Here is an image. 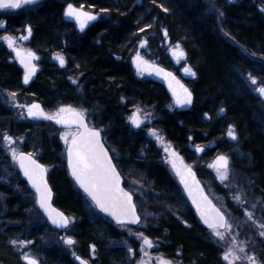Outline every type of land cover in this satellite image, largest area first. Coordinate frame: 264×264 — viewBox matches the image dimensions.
<instances>
[{
    "label": "trees",
    "instance_id": "16d2710c",
    "mask_svg": "<svg viewBox=\"0 0 264 264\" xmlns=\"http://www.w3.org/2000/svg\"><path fill=\"white\" fill-rule=\"evenodd\" d=\"M68 2L101 12L100 19L78 31L64 19ZM206 2L39 0L16 10H0L4 22L0 36L30 25L29 45L43 57L36 79L25 84L24 70L0 42V264H29L15 245L19 240L31 242L42 264H79L70 247L51 237L50 233L63 230L51 226L18 168L10 166L1 145L7 134L23 140V151L54 165L48 175L53 181V203L74 218L75 224L70 223L75 225L70 231L74 253L85 259L95 253L97 262L91 264H115L122 256L108 246V240L119 236L117 225L105 216V223L93 222L95 208L87 211L85 205L92 203L72 184L63 166L61 130L50 122L17 119L8 106L12 98L38 100L48 109L65 103L86 110L102 129L108 147L118 151L117 161L121 165L124 161L126 170L143 173L144 182L158 195L153 203L157 217L146 232L159 239L162 252L183 264H225L210 230L200 223L176 178L162 165L160 149L143 133L145 125L135 129L129 119L137 107L154 110L155 125L187 161L195 163L203 183L207 175L200 160L207 162L218 152L227 154L230 166L251 179L264 201L263 99L252 92L241 71L264 83V0H216L214 9ZM165 31L170 41L184 47L195 71L193 78H184L160 52ZM138 53L184 79L194 92L191 109L169 108L173 101L165 88L133 66L131 59ZM54 54L64 56L65 67L52 60ZM229 125L236 133L234 140L227 134ZM211 142L213 147L208 146ZM193 145L206 149L198 154ZM31 213H37L35 221Z\"/></svg>",
    "mask_w": 264,
    "mask_h": 264
},
{
    "label": "snow or ice",
    "instance_id": "6c2138e0",
    "mask_svg": "<svg viewBox=\"0 0 264 264\" xmlns=\"http://www.w3.org/2000/svg\"><path fill=\"white\" fill-rule=\"evenodd\" d=\"M38 2L39 0H0V9H19L22 4L35 5ZM164 10L167 11V9ZM65 15L73 17L81 30L85 28L89 21L97 19L91 13L82 10L78 11L71 3L67 5ZM3 26L4 22H0V27ZM31 31V26H26L28 35L23 36L22 39L28 40ZM140 31H144V29H140ZM164 35H167L166 31ZM4 39L7 41L8 46L15 52L19 63L23 65V80L27 84L37 72V66L33 61L38 60L39 57L33 51L17 47L13 37L5 36ZM143 43L146 44L147 41ZM173 55L176 56L178 62L181 58H186V53L182 50L177 53L173 49ZM55 59L59 61L61 66L66 63L65 58L59 54L56 55ZM135 61L136 67L141 72L147 71L151 67L156 75L162 76L167 81L168 88L171 90L177 105L183 107L184 105L193 103L192 92L173 73L167 72L158 66L150 65L148 61L142 59L139 53L135 57ZM183 71L187 75L195 76V72L190 67H185ZM252 83L256 84L255 78H252ZM257 91L260 95L264 96V86H260ZM13 95L15 94L13 93ZM27 114L29 117L43 118L63 126L65 131L62 133V138L67 146V165L71 170V176L74 177L75 182L83 192L91 198V201L100 212L110 216L117 224H125L128 222L138 224L140 222V216L137 214V205L133 201V193L127 191L122 186L121 173L118 171L119 165L113 163V156L109 154V149L105 147L102 130L95 126H90L86 110L73 107L72 105H62L55 111L54 115H49L43 110L41 105L32 103L27 105ZM129 119L131 124L136 128H140L143 123L139 111L131 115ZM152 134L156 136L157 140L160 139L155 130H152ZM228 135L236 139L235 131H229ZM5 139L7 141L13 140L11 136H6ZM198 150L201 152L204 151L202 148H198ZM164 151L169 152V149L165 148ZM12 155L18 161L23 175L30 182L32 188L35 189L36 203L47 214V218L53 225L66 228L70 224V220L64 213L58 211L53 206L52 190L46 180L47 168L45 165L34 158L31 152H20L17 154L13 148ZM177 156V153L171 152L169 162L179 177L184 190L187 192V196L191 199L192 204L195 205L203 223L213 230L215 236L223 239V233L220 229L228 230L231 225L227 223L220 209L216 208L205 195L203 188L195 178V172L192 168L185 165L182 159L178 162ZM212 167L217 170L221 180H226L229 158L223 155L217 157ZM236 199H239V196ZM248 215L251 217L252 214L248 213ZM260 227L264 228V224H261ZM260 234L264 235V232ZM138 236L143 240L142 252H144L145 246L148 248L152 247L153 242L151 239L144 237L143 233H139ZM24 243L27 242L25 241ZM66 243L68 245L74 244L71 236L67 237ZM92 248L95 249V245ZM239 250L240 252L244 251L243 248ZM144 255L147 256L148 253L144 252ZM24 259L29 261V264H38L36 259L29 256H25ZM77 259L79 260L80 258L77 257ZM223 259L225 261H234L240 259V257L233 249H230L224 254ZM249 259L251 260L252 258ZM81 264H87V262L81 261ZM140 264H145V262L141 261ZM159 264H171V262L160 259ZM253 264H255L254 261Z\"/></svg>",
    "mask_w": 264,
    "mask_h": 264
},
{
    "label": "rangeland",
    "instance_id": "374dc122",
    "mask_svg": "<svg viewBox=\"0 0 264 264\" xmlns=\"http://www.w3.org/2000/svg\"><path fill=\"white\" fill-rule=\"evenodd\" d=\"M208 6H211L215 3L216 0H206ZM212 11V10H211ZM101 16V12L99 13ZM28 35L26 29L19 30L16 33H5L0 36V42L5 44L9 51L11 52L12 59L19 63V59L16 56L15 52L12 48H10L7 44V41L4 39L5 36H11L15 40V44L17 47H21L25 50H30L36 53L40 59H43L42 55H40L34 48L29 45L30 36L28 40H23L22 37ZM31 35V34H30ZM163 43L160 46V52L164 54L167 61H169L173 67H175L178 72L184 78H193L194 76L187 75L183 71L185 67H190L192 71L193 68L188 62L187 54L186 58H181L179 62L175 55H173V49L176 52H180L181 50L185 51L184 47L179 42H172L166 36H163L161 39ZM158 44V43H157ZM158 46V45H157ZM148 49V48H147ZM57 54H54L52 60L54 62H59L55 59ZM61 55V54H59ZM63 56V55H61ZM141 56V55H140ZM142 59H146L145 56H141ZM39 63V60H37ZM242 75L246 82L249 84L253 93L261 96L257 89L260 86H264L256 76L252 73H247L244 69L242 70ZM195 72V71H194ZM252 78H255L256 84L252 83ZM72 79V78H71ZM8 106L12 108L14 112V117L17 119L26 118V113L23 107L17 108L15 106V102L13 100H9ZM176 105L172 102L170 109L175 108ZM81 108V107H79ZM260 108L264 113V99L261 103ZM83 109V108H81ZM57 109L52 108L48 109V113L53 115ZM140 112L141 120L143 121V125H145L143 133L151 138V140L155 143L156 147L160 149L161 153L164 155L163 163L169 165V160L167 158V152L164 151L165 148L170 149L174 147L172 142L166 137L164 131L155 125L156 114L152 109H146L145 107H137L133 112L130 113V116L134 114V112ZM264 119V117H262ZM152 130H155L156 134L159 135L160 139L157 140L156 136L152 134ZM234 131L233 125H229L228 131ZM63 130L59 132L58 139L60 144L65 147L64 140L62 138ZM7 136H11L13 138L12 141H7L5 137L1 145L5 149V154H7L8 159L10 160V166L13 168H17V161L12 155V149L14 148L16 152L22 151L23 140L20 137L14 138L12 135L7 134ZM116 156L119 157L118 151L116 148L112 149ZM220 153V152H218ZM218 153L213 154L207 162L201 163V168L204 173L207 175L205 182V187L210 195L218 202L221 208L225 211L228 217V224L231 225L228 230H220L223 233V239L214 235L213 230H210V237L216 242L217 246L221 250V256L223 257L226 252L230 249H233L236 254L240 257L238 260H229L225 261V264H264V235H261V232H264V228H261L260 225L264 224V201L262 197L256 195V190L253 187V182L244 174H241L239 170L235 167L229 166L228 175L226 180H221L220 175L217 170L212 167L213 160ZM239 161H242V155L239 154ZM194 166L195 163L191 161L188 162ZM48 166V175L53 170L54 165ZM171 168V167H170ZM173 169V168H171ZM128 184L130 188L133 190L137 197V205L140 209V212L143 216V221L137 226H116V229L119 233V236L116 239L108 240V246H110L113 250H116L120 255L119 261L115 262V264H140L143 261V258L146 256L144 252L148 253L147 256H151L152 261L156 262L159 258H169L167 255L162 252V247L159 239L157 237H153L147 234L146 229L150 228L151 224H153V218L157 217V213L154 212L153 203L158 198V195L155 191L144 182V175L141 172H136V170L128 169ZM10 175V174H9ZM50 184H53L52 179L49 177ZM239 196V199L236 197ZM87 199V198H86ZM186 202L184 204V209L186 207ZM57 206V205H56ZM87 207V211L93 210L94 206L92 204L85 205ZM58 207V206H57ZM93 207V208H92ZM60 208V207H58ZM248 213H251V217H249ZM91 214V213H88ZM94 214V215H93ZM91 214L93 217V222L99 221L100 223L107 221L103 217L101 213H99L96 209L94 213ZM179 213H176L177 215ZM36 215V216H35ZM33 221L37 219V213L30 214ZM71 222H74V218L69 216ZM178 218H183L178 215ZM71 225L70 227L64 229L61 233H50L51 237L55 240H59L65 247H70L69 252L71 256L74 258L75 253L73 251L72 246H66L65 239L68 236H71L74 239V236L70 234L72 232V227L75 225ZM139 233H143L144 237H147L152 240L153 244L151 248L144 247V252L141 251V247L143 244V240L138 236ZM118 238V239H117ZM27 243H24V242ZM17 249L21 253L23 259L25 256H29L37 260L38 264L43 263V258L40 255L34 253V250L31 248V242L27 240H19L15 243ZM240 248H243V252H240ZM94 250V249H93ZM249 258H252L251 260ZM179 262L178 264H183V262L176 258ZM25 260V259H24ZM89 262L96 261V254L90 253V257L87 259ZM26 261V260H25ZM28 262V261H26ZM97 262V261H96Z\"/></svg>",
    "mask_w": 264,
    "mask_h": 264
},
{
    "label": "water",
    "instance_id": "95a60500",
    "mask_svg": "<svg viewBox=\"0 0 264 264\" xmlns=\"http://www.w3.org/2000/svg\"><path fill=\"white\" fill-rule=\"evenodd\" d=\"M232 1H235V0H232ZM69 3H71V2H69ZM69 3H67L66 6H65V8H64V18H65L66 21H69V22H73V23H75V24L77 25V28H78L79 31L83 32V31L87 30V28H88L89 26H91L94 22H96V21H98V20L100 19V14H99L98 12H95V11H92V10H89V9L84 8V7H80V6H77V5L73 4V3H71V4H73V5L77 8L78 11H79V10H82V11H84V12L91 13V14H93V15H95V16L97 17L96 20H94V21H89V22L87 23V25L85 26V28H84L83 30H81L80 27H79V25H78V23L75 21V19H74L73 17H69V16L65 15L66 8H67V5H68ZM135 57H136V56H135ZM135 57L132 58V62H133L134 67H136ZM143 60L148 61L150 65L158 66L159 68H162V69H164V70L167 71V72H171V73H173V74H174L179 80H181L182 83L185 84V86H186V87L192 92V94H193V103L190 104V105H184L183 107H181V106H179V105L176 104V102H175V98L173 97L171 90L168 88L167 81H166L162 76H158V75H156V74L153 72V69H152L151 67L148 68V70H147V71H144V72H141V71L136 67L137 70H138L141 74H144V75L148 76L149 78H151V79L154 80L155 82L160 83L162 86H164V88L166 89L167 93L170 95V97L173 99L174 103L177 105V107H178L180 110H189V109L193 106V104H194V92L191 90V88H190V87H189V86H188V85H187V84H186V83H185V82H184V81H183V80H182V79H181V78H180V77H179V76L173 71V70H171V69H169V68H167V67L161 65V64L158 63V62L150 61V60H147V59H143ZM33 63L37 66V72H36V74H35V75L29 80L28 83L34 81V80L36 79L37 75H38L39 72H40V67H39V65L37 64V60H34ZM19 64H20V63H19ZM20 66L23 68V65L20 64ZM60 66H61V65H60ZM64 66H65V65H63V66H61V67H64ZM23 70H24V68H23ZM263 98H264V96H263ZM32 103H37V104L41 105V107L43 108L42 103H41L40 101H38V100H34V101H32L31 103L24 104L23 107H24V109H25V111H26V116H27V118L32 119V120L47 121V120H45V119H43V118H34V117H29V116H28V114H27V105H30V104H32ZM43 110H44V108H43ZM44 111H45V110H44ZM46 113H47V112H46ZM135 113H136V112H135ZM223 113H225V110H222V114H223ZM47 114H48V113H47ZM49 115H50V114H49ZM53 122H54V121H53ZM142 124H143V123H142ZM131 125H132L134 128H136L133 124H131ZM59 126H60V125H59ZM90 126H91V125H90ZM141 126H142V125H141ZM60 127L63 128V126H60ZM136 129H137V128H136ZM102 138H103V136H102ZM231 139L234 140L232 137H231ZM103 142H104V140H103ZM104 144H105V142H104ZM214 145H215V144H214L213 142H211V143L209 144L210 147H213ZM105 147H107L106 144H105ZM107 148H108V147H107ZM198 148H202V149L205 150V147L202 146V145H200V146H195V147H194V150H195L196 152H198L199 154H201V153H203V152L199 151ZM20 152H25V153H27L26 151H19L18 153H20ZM171 152H175V153H177L178 156H177L176 158H177L178 162L182 159L183 163L185 164V162H184V160H183L181 154H180L175 148H171V149L169 150V152H168V156H169V157H170ZM18 153H17V154H18ZM66 153H67V150H66ZM109 154L111 155L110 151H109ZM221 155L228 157L226 154H219V155H217V156L215 157V159L213 160V164H215L217 157H219V156H221ZM34 158H36V157L34 156ZM228 158H229V157H228ZM36 159H37V158H36ZM16 161H17V160H16ZM39 162L42 163L41 161H39ZM113 163H115L114 159H113ZM42 164H43V163H42ZM44 165H45V164H44ZM185 165H186V164H185ZM229 165H230V159H229ZM17 166H18V169H19L20 173L22 174L23 178L27 181V183H28V185L30 186V188L35 192V189L32 188L30 182H28L27 178L23 175V171H22V169H20L18 161H17ZM188 166L191 167L192 170L195 172V178H196V180L200 183L201 187L203 188L205 195L208 197L209 200H211V202L216 206V208L220 209V211L224 214V216H225V218H226V221H227V216H226V214L221 210V208H220V207H219V206L213 201V199L210 197V195H209L208 192L206 191V189H205V187H204V185H203V183H202V181H201L199 175L197 174V171L195 170V168H194L193 166H191V165H188ZM45 167L47 168L46 165H45ZM67 167H68V165H67ZM68 170H69V174H70V176H71V170H70L69 167H68ZM118 171H119V170H118ZM121 177H122V176H121ZM71 178L75 181L74 177L71 176ZM46 180H47V182H48V185H49L50 189L52 190V203H53L54 193H53L52 186H51V184H50V182H49V180H48V169H47ZM178 181H179V183H180L179 177H178ZM75 183H76V182H75ZM76 184H77V183H76ZM180 185H181V187H182V189H183V192H184L186 198L188 199V201H189V203L191 204V206H192L194 212L196 213L197 217L200 219V221L202 222V224H203L205 227L209 228L208 225H206V224L203 223V220H202V218L200 217V214L198 213V211L196 210L195 205L192 204L191 199L187 196V192L184 190L183 185H182L181 183H180ZM77 186H78V188H79L80 190H82V189L79 187L78 184H77ZM122 186L124 187V180H123V177H122ZM124 188H125V187H124ZM125 189H126V188H125ZM126 190H127V189H126ZM127 191H129V190H127ZM82 192H83V190H82ZM83 193H84V192H83ZM35 194H36V193H35ZM84 194H85V195L91 200V198H90L86 193H84ZM133 201H134V203H135L134 195H133ZM91 202H92V201H91ZM92 203H93V202H92ZM37 205H38V204H37ZM93 205H94V204H93ZM53 206H54L58 211L64 213V215H66L65 212H64L63 210H61L60 208H58L56 205H54V203H53ZM94 206H95V205H94ZM38 208L42 211V213L44 214V216L47 218V214L43 211V209H41V208L39 207V205H38ZM95 208H96V207H95ZM96 209H97V208H96ZM97 210L99 211V209H97ZM101 213H102V212H101ZM102 214H104V215L107 216L110 220H112L114 223H116V222H115L110 216H108L107 214H105V213H102ZM137 214L140 216L139 211H138V208H137ZM66 216H67V215H66ZM67 217H68V216H67ZM68 218H69V217H68ZM47 220L50 222V224H51L53 227H55V228H57V229H64V228H60V227H58L57 225H53V224L51 223V221H50L48 218H47ZM69 220H70V219H69ZM140 221H141V217H140ZM139 223H140V222H139ZM139 223H138V224H139ZM116 224H117V223H116ZM125 224H128V225H137V223H131V222H128V223H125ZM69 225H70V224H69ZM69 225H68V226H69ZM119 225H121V224H119ZM68 226H67V227H68ZM67 227H66V228H67ZM66 239H67V238H66ZM66 239H65V244L68 245V244L66 243ZM73 240H74V239H73ZM68 246H70V245H68ZM145 252H146V251H145ZM77 257H79L80 259L78 260ZM147 257H148V256H146L145 258H143V261L145 262V264H151V263H148V262H147ZM76 260H77L80 264H81V261H85V262H87V264H90L86 259H84V258L81 257L80 255H77V256H76ZM28 263H29V261H28Z\"/></svg>",
    "mask_w": 264,
    "mask_h": 264
},
{
    "label": "flooded vegetation",
    "instance_id": "af4514ba",
    "mask_svg": "<svg viewBox=\"0 0 264 264\" xmlns=\"http://www.w3.org/2000/svg\"><path fill=\"white\" fill-rule=\"evenodd\" d=\"M7 10V9H6ZM66 65V64H65ZM138 72V71H137ZM139 73V72H138ZM180 76V75H179ZM182 78V77H181ZM184 80V79H183ZM74 83L77 81L76 79L75 80H72ZM167 92V91H166ZM16 99V98H15ZM32 101H34V100H32ZM32 101H30V102H32ZM15 102V106L17 107V108H21V107H23V105L24 104H26V103H29V102H26V103H24V102H22V101H18L17 99H16V101H14ZM63 105H69V104H65V103H63ZM73 106V105H72ZM43 107H44V110L47 112L48 111V108H46L44 105H43ZM60 107V106H59ZM59 107H57L56 109H58ZM73 107H77V106H73ZM24 108V107H23ZM25 110V109H24ZM25 113H26V111H25ZM55 114V113H54ZM87 118H88V116H87ZM88 121H89V123H90V125L91 126H95V127H97L95 124H93V122L88 118ZM47 122H50V123H52L54 126H56V127H58L61 131L63 130V131H65V129L64 128H62V127H60L59 125H57V124H55V122H53V121H47ZM97 128H99V127H97ZM7 136V135H6ZM5 136V137H6ZM102 136H103V139H104V141H105V136L103 135V133H102ZM149 137V136H148ZM105 143H106V141H105ZM107 144V143H106ZM108 146V145H107ZM193 146H195V145H193ZM109 148V147H108ZM159 149V148H158ZM191 149H192V146H191ZM66 150H67V146H65V147H63V166L66 168V170H67V174H68V176L70 177V179L72 180V184L78 189V190H80L79 188H78V186H77V184L75 183V181L71 178V176H70V174H69V170H68V167H67V153H66ZM109 150H110V152H111V155L113 156V159H114V161H115V163H117L119 166H118V170L120 171V173H121V176L123 177V180H124V187L127 189V190H129V191H131L132 193H133V195H134V199H135V203H136V205H137V197H136V195H135V193L133 192V190L130 188V186H129V184H128V177H129V174H128V169L126 170V165H125V163H124V161H123V165H121L118 161H117V157H116V155L114 154V152H113V150L112 149H110L109 148ZM183 157V159H184V161L186 162V164L187 165H191V164H188V162L189 161H187L186 159H185V157L184 156H182ZM167 158H168V160H170V157L167 155ZM163 159H164V155L161 153V160H162V165L163 166H165L166 168H168L169 170H170V172L173 174V176L176 178V180H177V182H178V184H179V186H180V183H179V181H178V176L176 175V172H175V170L174 169H171L172 168V166H171V163L169 162V165L168 164H164L163 163ZM63 167V168H64ZM171 167V168H170ZM129 170H131L132 172H133V170H135V168H131V169H129ZM137 172V171H136ZM144 175V174H143ZM180 188H181V186H180ZM81 191V190H80ZM181 191L183 192V189L181 188ZM82 192V191H81ZM83 193V192H82ZM84 194V193H83ZM183 194H184V192H183ZM84 196H85V194H84ZM185 196V195H184ZM86 197V196H85ZM87 198V197H86ZM185 199H186V201H187V203L190 205V203L188 202V200H187V198L185 197ZM190 207H191V205H190ZM137 208H138V211H139V214H140V217H141V222L143 221V216H142V213L140 212V209H139V207H138V205H137ZM223 210V209H222ZM224 211V210H223ZM225 212V211H224ZM100 213V212H99ZM178 215L179 214H177L176 216L178 217ZM196 215V214H195ZM180 216V215H179ZM197 216V215H196ZM226 216H227V214H226ZM198 218V217H197ZM198 220H199V218H198ZM200 221V220H199ZM113 222V221H112ZM114 223V222H113ZM200 223L202 224V222L200 221ZM227 223H228V217H227ZM115 224V223H114ZM115 225H117V224H115ZM203 225V224H202ZM117 226H127V225H117ZM128 226H132V225H128ZM204 226V225H203ZM205 227V226H204ZM206 228V227H205ZM149 229V228H148ZM206 229H208V228H206ZM208 230H212V229H208ZM171 258V257H170ZM177 257H174V258H171V259H169V258H159V259H157V261L156 262H153L152 261V258H151V256H148L147 257V262L148 263H151V264H159V260L160 259H163V260H166V261H170L171 262V264H178L179 262L177 261V259H176ZM91 264V263H90Z\"/></svg>",
    "mask_w": 264,
    "mask_h": 264
},
{
    "label": "bare ground",
    "instance_id": "6f19581e",
    "mask_svg": "<svg viewBox=\"0 0 264 264\" xmlns=\"http://www.w3.org/2000/svg\"><path fill=\"white\" fill-rule=\"evenodd\" d=\"M264 9V8H263Z\"/></svg>",
    "mask_w": 264,
    "mask_h": 264
}]
</instances>
